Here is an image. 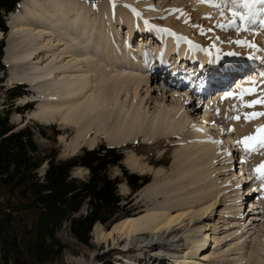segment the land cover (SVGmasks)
<instances>
[{"label":"bare ground","instance_id":"obj_1","mask_svg":"<svg viewBox=\"0 0 264 264\" xmlns=\"http://www.w3.org/2000/svg\"><path fill=\"white\" fill-rule=\"evenodd\" d=\"M140 1L99 0L98 3L95 1V5H88L82 0H22L18 9L8 18V21L11 16L14 18V22L11 23L14 34L12 33L4 49L3 64L16 70L12 72L11 81L26 84L31 88L35 103L39 102L38 112L32 114L34 118L46 123L59 121L61 125L76 127L71 142L66 143V137L60 136V139L68 145V150L72 152H77L86 144L93 147L103 138L109 147L114 148L136 144L141 140L142 144L146 145L165 143V141L182 145V150L185 152L180 158L183 160L177 159L182 155L180 152L177 158L175 157L173 173L166 175L165 168L162 167L156 175L159 179L140 194L143 197H153L155 200L164 198V202H159L154 207L119 221L109 231L102 230L101 225L97 224L95 232L98 240L105 243L113 241L116 245L119 244V239L126 240L125 248L127 247L126 251L129 249V252L141 243V240L143 245L151 242L152 245L146 248L154 247L156 251L153 255L147 253L133 257L132 263L134 261L135 264L154 262L159 264L153 258L156 256L160 260L165 258V264H210L213 263L212 258L222 252L221 242L237 237L226 251L225 257L229 256L230 251L235 253L233 260L228 264H264V238L255 236L254 247L248 254L245 236L247 233L244 234L242 228L237 226L238 221L232 219L235 216L239 219L246 212V210L241 212L244 199L240 193L246 187V185L243 187V183L249 181L244 167L240 175L232 173L233 177H228L230 174L224 173L229 169L221 166L223 159L233 164L236 139L232 133L234 123L224 122L221 123L223 125H219L218 115L212 116L214 117L213 120L211 119L212 122H208L209 117L206 118L208 113L200 117L201 121L195 122L197 111L194 112L193 109L194 113L191 112V106L188 107V103L182 104L180 98L176 101L179 91L174 88L183 85L179 82L172 83L169 79H160L158 76L157 65L165 66L171 63L166 60L173 54H177L182 58L180 60L190 64L189 66L193 62L190 61L187 50L190 51L189 54L200 52L198 58H203L204 63L209 59L210 64H217L218 56L204 52L196 45L198 38H194L191 33L186 35L172 29L169 30L175 33V36L171 37L167 35L161 37L160 33H149L145 26L146 22L157 28H168L159 21L151 22L150 19L163 12L155 6H150L145 12H141L143 6L137 5ZM28 2L35 5L34 9L27 10L21 15L19 10ZM188 2L194 11L204 17V23L211 28V32L216 30L218 25H227L230 20L225 12L229 8L212 6L224 1L187 0ZM178 10L171 9L170 16L186 22L188 31H191V25L187 22L190 15L186 12L187 8L182 6ZM258 10L256 11L259 12ZM136 13H139V16ZM15 19H18V23L14 25ZM123 25L128 29L127 38L130 40L127 42L115 40V36L120 35V27ZM197 29L198 27L195 30ZM137 33H140L138 37L140 39H142L141 35L144 38L152 36V39L148 38L149 44H154L156 39L158 42L162 40L163 53L159 50L156 54L160 62H157L151 47L144 50V47L142 48L138 43L136 46L131 41ZM1 35L0 32V37ZM176 37H184L186 40L178 41ZM213 38L220 43L215 34ZM262 38L264 40V35ZM187 41H191L197 47L190 48ZM257 42L256 39L253 42L256 48H249L250 51L260 49ZM131 44H134V48ZM203 46L208 51L213 50L210 46ZM262 49L254 52L255 54L251 52L252 54L248 56L262 58L264 56ZM192 59L194 60L193 57ZM257 60L252 62L255 63ZM202 68L203 66L196 65L185 70L178 69L180 73L183 71L185 80H191L195 77V70ZM244 71L243 69L240 73ZM170 72L173 71L167 69V73ZM173 74L174 78L181 76L176 75L175 72ZM221 74L225 73L221 72ZM221 74L219 77L223 76ZM219 77L216 82L217 88L228 83L227 80ZM153 80L162 81L164 86H168L169 91L173 92L175 102L156 100L155 110L152 111L150 108L152 98L148 89ZM184 91L187 95L192 94L190 89ZM31 105L32 103L29 106ZM210 140L218 143L208 142ZM238 145L240 144L237 143ZM229 153L231 156L228 155ZM127 162L133 170L142 173L147 169L152 171V168L143 163L135 153L129 155ZM246 192L250 197L253 196V191ZM248 203L251 205L249 207L257 211L255 208L257 205L255 206L251 201ZM222 207H224L223 215L219 214ZM217 214L222 216L220 218L226 223L224 224L226 237L219 235L215 237L214 224ZM188 227L189 229L180 235V231ZM211 240L212 244L216 243L212 251ZM182 251L185 254L183 253L181 258L175 255L177 252L179 255ZM199 255H201L199 262L195 263L194 260ZM130 261L127 264H130ZM215 264L223 263L215 262Z\"/></svg>","mask_w":264,"mask_h":264},{"label":"rangeland","instance_id":"obj_2","mask_svg":"<svg viewBox=\"0 0 264 264\" xmlns=\"http://www.w3.org/2000/svg\"><path fill=\"white\" fill-rule=\"evenodd\" d=\"M82 1L88 5H95L96 2L98 3L99 0H82ZM220 1L227 2L229 4V8H231V6H232V9L237 11V12L243 13L245 11L242 7H239L238 5L233 6L232 0H220ZM185 4L187 6H185ZM137 5H139L140 7L143 6V7H141V12H145L150 6H155V8H157L160 12H163V13L156 15L155 18H150L151 22L159 21L161 24H163V26H165L168 29L175 30L177 33H185L186 35L191 33V35H193L194 38H196V39L198 38L197 39L198 42L196 43V45L201 47L204 50V52L208 53L209 55L212 54V55L218 56V58H217L218 63L217 64L216 63L210 64L211 60H209V59H206V63H204L203 58H201V59L198 58V56L200 55L199 54L200 52L189 54L190 51L187 50V55H190V61H192L193 63L195 61L196 62L198 61L201 64V67L203 66L202 69H203L204 74L209 76L210 82L206 79H203V83L210 86L209 87L210 93L201 95V93L203 91L201 93H199V92L194 91V89H193V90H191L192 94L187 95L186 94L187 92L185 93V91H184V89H186L185 86L176 87L174 89H176V91H179L178 92L179 96H178L176 101H178L180 98L182 104L186 105L188 103L189 106L188 105L187 106L188 107L191 106V112H193L192 111L193 109H194V112L197 111L195 113L196 114L195 115V120H196L195 122H198V120L201 121L200 117L206 116L205 113H208L207 117H206V118L209 117V119L207 120L208 122H212V120L214 118V117L212 118V116L218 115L220 117L219 119L221 120L220 121L219 119H217V122L219 125H223L224 122L226 124L230 123V122L234 123V126L233 127L231 126L233 129V131H232L233 137L236 138L234 141L235 146L233 148V150L235 151V153H234L235 157L233 160V164H230L229 161L223 159L221 161V166L227 167V169H229L226 173H224V174H230V175H228V177H233L232 173H234V174L237 173L238 175H240L241 169L244 167V169H246V173L248 175L247 177H249V180H250V182L248 184H246L245 189L240 193V196L243 195V199H244V201H243L244 203L241 207L242 208L241 212L243 213L245 210H246V212H245L244 216L239 217V219L236 216L234 218H232L233 220L235 219L238 221L239 224H241V225L238 224L237 226H240V228H242L241 229L242 232L244 234L247 233L245 235L246 239H247L246 248H247V252L249 254L251 248L254 247V245H253L254 244V237L258 236L260 238H264V212H263L264 211V198H261V197H264V193L258 192V191H253V193H252L253 196L250 197V195H248L246 192L247 190H251V189H260V186H261L260 181L256 178V176L264 175V168H261L260 172L256 173L255 175H254V170L259 168L261 164H264V154L254 153L251 156L244 155L243 151L241 150V149H243V145L240 144L237 146V143L239 141H242L245 137H248V136H257V137L260 136L262 133H259L257 130L258 129H264V117H257L255 119H253L252 121H248L246 119V115L251 114L252 112H264V105L257 104L251 108L245 107L246 103L253 101V100H260L262 95H264V80H262L260 78L261 73H264V64H262L257 59H255V60H257V62H255V63L252 62L253 59H249L248 55L252 54L251 52H253V53L257 52V49L250 51L249 48L241 47V46L238 47V45L235 43V41L246 40L250 43H253L257 39L258 47L260 49L263 48L262 50L264 52V40L262 38L264 35V31H263L264 29H262L261 24H260V21L264 18V14L257 15L255 18L256 22L248 24L249 32L237 33L234 28H227L225 30H222L220 27L215 28L216 30H214L213 32H211V31L209 32V29H211V28L207 24L204 23V17L199 12L194 11L192 9V7L190 6L189 2L187 3V0H141ZM33 6L35 7L34 4L28 2L27 4H25L24 8L19 10V13L21 15H24L27 12V10L32 11L34 9ZM182 6L187 8L186 12L188 13V15L190 14L189 15V21H187V22L190 23V25H191V31H188V26H187L186 22H182L181 20H176L174 16H170V14H169V11L171 9L178 10ZM256 8H257L256 10L259 9L258 11L260 12V10L264 9V4L257 5ZM225 12H227L226 14L229 15V19H230L227 24L231 23L234 19H235V23L238 25H241L243 23L242 21L239 20L238 17L234 18L232 16L231 10H226ZM198 16L199 17L201 16V19H199ZM161 17H163V19ZM7 18H9V16H7L6 19ZM34 18H36L35 15H34ZM202 18H203V21H202ZM13 20H14V18L11 16L10 21H8V19L6 21L7 25L9 26L8 27L9 32L7 34H5V33L3 34V32H1L2 35L0 37V40H4L5 47L7 45L8 39L11 37V35L13 33L12 28H11V23ZM17 20L18 19H15L14 25L18 23ZM196 27H198L197 30H195ZM120 28H121L120 35L119 34H118V36L116 35L115 40L116 41L124 40L125 42H127L128 40H130L127 38L128 29L124 25L121 26ZM200 30H202V31H200ZM202 32H203V34H201ZM214 34L216 35V38L219 39L220 43H218L213 38ZM138 37H140V33H137L135 38L131 40L135 45H136V43H138L139 46H141L142 48L144 47V50H145V48L151 47V51L153 50V52L155 53L154 56H156V54L159 52V50L162 51V49H163V44H161L162 40L161 41L159 40V42H158L156 39V40H154V44H149V42H150L149 39L150 38L152 39V36L150 38L147 36L144 38L141 35L142 39H140ZM143 39H145V40H143ZM147 39H148V41H146ZM202 43H203V45L210 46L215 51H213V50L208 51L202 45ZM134 44H131V46H133V48H134ZM147 45H148V47H147ZM162 53H163V51H162ZM228 53H236V55H228ZM161 55H160V58L163 56V55L162 56ZM192 57L194 58V60L192 59ZM262 58H264V56ZM156 59H157V62L158 61L160 62V60H158V55L156 56ZM180 59H182V58H179L177 54H173V56L171 58H168L166 60L167 62H171V63H169L167 65L165 64V66L170 71H174L176 73V75H179L178 73H180V70L183 68L185 70L187 68L186 66L188 65V64H185ZM199 60H201L202 62ZM249 62L250 63L252 62V64H249ZM2 63H3V60H2ZM246 64H249V65H246ZM3 65L5 67L6 73H4V71H1L0 72V78H4L5 83H3L2 86H5L6 89L4 91H0V111H2L5 108V104H7V102H6L7 96H6L5 91L8 90V88L18 86L20 84L22 86H24L25 87L24 89H25L27 94L24 95L23 97L17 99L14 109H18V111H15L12 114L11 123L18 126V128H23L27 125H36V124L44 125L47 127L55 126L56 131H58V133H59V135L56 136L55 140L53 139V133L51 130H49L47 132L48 133L47 135L49 137L48 139L43 138L41 135H37V137H36L40 147L44 151H50V150L53 151L54 150L58 153V158L60 160H66V159H70L71 157L78 155L81 152V150H83V149H94V148H96L102 144L109 147L103 138V140H100L93 147L86 144V145L82 146L81 149L79 148L77 150V152H72V151L68 150V148H67L68 145H66V143L71 142L72 138L75 136L76 127H74L73 125H61L59 123V121L46 123L44 121L39 120L38 118H34L32 116V114L35 112H38L37 109L39 106V102L35 103V101L33 99L34 94L31 92V88L29 86H27L26 84L17 83L14 81L12 82L11 81V79L13 78L12 75L16 70L12 67L5 65V64H3ZM181 65H182V67H181ZM157 66L158 67L161 66V68L164 67V66L159 65V64ZM215 68H216V70H215ZM248 68H249V70H246ZM243 69L245 70L244 73H240ZM221 72H223L225 74L223 75V74H221ZM220 74L223 76L219 77ZM257 74H259V75H257ZM151 76H150V81H151ZM218 77L220 79L227 80L228 83L226 85L220 87V88L215 89L214 84H216V82L218 81L217 80ZM240 81H242V84L239 85ZM251 81H255V84L251 83ZM157 82L158 81H156V80H153L152 82H150V84H149L150 88L148 89L150 92V96L152 98L150 101L151 102L150 108L152 111L155 110V106H156L155 101L156 100L157 101L163 100L167 103H172L173 101L175 102V100H173L174 99L173 94H172L173 92L169 91L170 90L169 87L164 86L161 82H158V83ZM234 82L236 83L235 85H234ZM231 86H233V87H231ZM250 87L255 88V92L253 94H251V95L242 94V92H241L242 88H250ZM144 91H143V93H145ZM228 93H233V96L226 98ZM181 95H183V96H181ZM195 95H197V96H195ZM31 103H32V105L29 106ZM213 104H214V106H213ZM214 107L216 109H214ZM210 108H212V109L210 110ZM208 111L210 112V114L211 113L212 114L215 113V114L210 115ZM237 116L240 117L239 120L236 119ZM221 123H223V124H221ZM61 135L62 136L64 135L66 137V143L60 139ZM230 136H232V135H230ZM178 140H179V138H178ZM116 148L121 150L124 153V161L122 162L121 165H119L117 167H113L110 169V174H111L112 178H120L121 179L123 177V169H125L128 172L133 173V174H137L138 176L143 177L149 181L148 184H146L145 186H143L141 189H139L136 192H134L132 190V188L126 183L125 180L123 181V183L119 186L120 195L125 199V201L123 202V205H126L128 202H131L130 205L127 206L126 209L130 210L134 216L140 212L145 211L148 208H151V207L158 205L159 202H164V198H161L159 200H155L153 197H149V196L143 197L140 194H142V192H144L145 189H147L150 185L152 186L159 179V178H157L156 175H157L158 170L161 169L162 167L165 168L166 175H170L173 173V170H174L173 165L175 164V161H176L175 159L177 158L176 156L179 155L180 152H182L181 153L182 155L178 156L179 158H177L180 160L183 156V153L185 152L182 150V145L179 143H169L168 141H165V143L163 142V143H158V144H154V145H146V144H142V140H141V141L137 142L136 144H130L129 146L127 145L125 147H116ZM177 151H178V154H177ZM131 153L137 154L143 160V163H145L147 166L152 168V171L147 169V170H145V172L142 173L140 171L131 169L130 166L128 165V162H127L129 159V155ZM161 159H162V161H161ZM182 160L183 159H181V161ZM45 168H46V166L42 169L41 172H44ZM171 169H172V171H171ZM170 171H171V173H170ZM88 175H89V172L85 169H78V170L74 171V173H73V176L75 178H79V179H87ZM244 191H245V193H244ZM248 197H249V200H247ZM248 201L249 202L251 201L255 206L257 205V207H255V208H257V211L254 209L251 212V208L249 207L250 203H248ZM257 201H258V203H257ZM223 208L224 207H222L219 210L220 211L219 214H221V215L224 214ZM219 214H217L216 223L214 222L215 223L214 225L216 228V230L214 232L216 234L215 237H217V235H219V237L220 236L226 237L227 235H225V230H224V228L226 227L224 224H226V223H225V221H223L224 219L220 218L222 216H219ZM246 215L249 216L248 219H247ZM215 217H214V219H215ZM100 228L104 231L111 230V228L107 229V227L104 225H101ZM188 229H189V227L185 228V230H181L180 235H183ZM95 230H96V228L94 227L93 232L91 234L92 240L90 241V244L89 245H83L70 235L68 229L64 228L63 231L60 233V237H61L63 243L66 245V250L64 252V255H63L62 259L55 261V262H52V263H49V264H127V262L130 260H131L130 264H133V263L135 264L134 261L132 263L133 257H139L141 255H146L147 253L153 255V253L156 251V248H154V247H151L149 249L146 248L151 244V242H150V244L143 245V242H142L143 240H141V243H139L134 249H132L131 252L128 251L129 249L126 251V249H127V247L125 248L126 243H127L126 240L119 239L118 245L114 244L113 241H109V242L105 243L104 241H100L97 239V236H96L97 234H96ZM145 238H147V237L145 236ZM235 240H237V237L235 239H232L229 241L221 242L220 248H223L222 252L218 256H215V258H212L213 260H211V261L213 263H210V264H215V262L216 263L217 262L223 263V264L230 263V261L233 260L235 253L233 251H230L229 256L225 257L227 255L226 251H227V249H229L230 243L235 242ZM212 242L213 241L211 240V244H212ZM209 244H210V242H209ZM212 245H211V251L213 250V248L215 249L214 245H216V243L212 244ZM151 251H153V252H151ZM205 252H206V250L204 251V253ZM183 253H184V251H182L178 255V252H177L175 255H177V256H179V258H181ZM200 257H201V255L197 256L195 258L194 262L195 263L199 262ZM217 257H219V258H217ZM153 258H154V260L158 261L159 264H162V263L165 264V262H164L165 258H162L163 261L160 260L157 256L153 257ZM143 264H147V263H143ZM153 264H155V262Z\"/></svg>","mask_w":264,"mask_h":264},{"label":"trees","instance_id":"obj_3","mask_svg":"<svg viewBox=\"0 0 264 264\" xmlns=\"http://www.w3.org/2000/svg\"><path fill=\"white\" fill-rule=\"evenodd\" d=\"M22 0H0V32L7 34L6 17ZM5 42L0 40V72H5ZM4 78H0V91ZM21 84L6 90L7 104L0 111V264H49L62 259L66 250L60 233L64 228L83 245H89L97 224L110 229L133 216L123 205L119 186L125 180L134 192L149 183L123 169V177L112 178L110 169L124 161V153L104 144L83 149L60 160L56 151H44L37 135L53 139L55 126L40 124L23 128L11 123L18 98L26 95ZM44 172H41L42 169ZM85 169L87 179L73 176Z\"/></svg>","mask_w":264,"mask_h":264},{"label":"snow or ice","instance_id":"obj_4","mask_svg":"<svg viewBox=\"0 0 264 264\" xmlns=\"http://www.w3.org/2000/svg\"><path fill=\"white\" fill-rule=\"evenodd\" d=\"M115 2V0H113ZM211 2V0H209ZM233 6L238 5L239 7H242L245 11L243 13L237 12L233 10L232 8H229V5L227 2L223 3H216L213 4L212 6L214 7H219V8H229L232 12V16L234 18L238 17L240 21L243 23L241 25H238L235 23V19L227 24V25H218L222 30H225L227 28H234L237 33L240 32H249L248 24L249 23H255L256 22V16L259 14H264V9L260 10L258 13L256 11V6L264 4V0H232ZM127 7V6H126ZM135 11V10H133ZM139 16V13H136ZM262 29H264V19L260 21ZM146 28L148 29L149 33H160L161 37L164 35L167 36H175V33L171 32L169 29H164V28H157L155 25L148 24L147 22L145 23ZM211 31V29H209ZM203 34V32L201 33ZM251 34V33H250ZM178 41L180 40H186L184 37H176ZM189 44L190 48L197 47L196 45L192 44L191 41H187ZM235 43L238 46L241 47H246V48H256V45L254 43H250L246 40H237ZM257 51H260V49H257ZM228 55H236V53H228ZM249 59H259L262 64H264V58L261 57H256V56H249ZM261 79L264 80V73H261ZM251 83L255 84V81H251ZM242 94H253L255 92V88H242L241 90ZM233 93H228L227 97H232ZM260 104L264 105V95H262L260 100H253L245 104V107L251 108L254 107L255 105ZM257 117H264V112H252L251 114L246 115V119L248 121H252L253 119ZM237 120L240 119L239 116L236 117ZM259 133H262L260 136H248L245 137L242 141H239L238 144L243 145V154L251 156L254 153H259V154H264V129H258L257 130ZM210 143H218V141L215 140H210L208 141ZM231 156V154H228ZM246 163V162H245ZM264 168V164H261L259 168L254 170V175L256 173L260 172V169ZM256 178L260 181V189H251L252 191H258L264 193V175H259L256 176ZM264 198V197H261Z\"/></svg>","mask_w":264,"mask_h":264},{"label":"water","instance_id":"obj_5","mask_svg":"<svg viewBox=\"0 0 264 264\" xmlns=\"http://www.w3.org/2000/svg\"><path fill=\"white\" fill-rule=\"evenodd\" d=\"M8 26V25H7ZM9 27V26H8ZM4 34V33H3ZM114 148V147H113Z\"/></svg>","mask_w":264,"mask_h":264}]
</instances>
